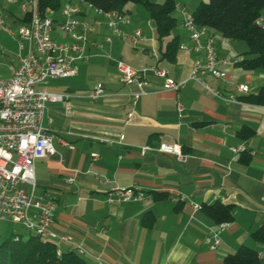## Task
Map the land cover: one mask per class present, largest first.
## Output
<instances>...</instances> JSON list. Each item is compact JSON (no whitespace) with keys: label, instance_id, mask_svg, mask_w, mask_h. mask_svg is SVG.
Listing matches in <instances>:
<instances>
[{"label":"crops","instance_id":"obj_1","mask_svg":"<svg viewBox=\"0 0 264 264\" xmlns=\"http://www.w3.org/2000/svg\"><path fill=\"white\" fill-rule=\"evenodd\" d=\"M175 1L178 25L160 39L143 5L146 12L136 17L128 4L131 24L111 30L95 8L71 0L80 10L78 18L100 19L103 24L88 33L91 57L78 63L76 75L50 78L36 86L72 95L70 113L62 102L46 106L42 124L53 135L54 152L35 163L37 191L49 193L58 203L53 230L73 238L72 244L56 240L59 250L80 246L90 264H96V256L110 264H227L226 256L241 246L256 249L264 264V242L252 236L264 224V105L248 99L264 85V70L223 65L228 86L206 77L212 86L235 96L230 102L188 80L196 54L180 45L173 59L164 52L172 38L179 44L189 41V32L181 26V9L186 1L202 0ZM14 3L0 0V10L17 29L27 21L25 12L13 11ZM51 15L63 19L61 9ZM259 23L264 27V8ZM136 30L145 38L133 46L130 36ZM214 33L220 57L234 61L248 50L244 41ZM52 35L61 42L70 40L60 30ZM27 51L28 45L19 47L15 59L7 61L10 74L11 66L19 65V54ZM118 59L138 69L159 65L173 79L187 81L175 92L149 72L146 85L126 84L115 63ZM236 83L248 85L249 93H239ZM98 85L105 94L93 100L88 93ZM178 101L183 104L181 112ZM244 128L250 129L249 136L247 131L240 133ZM161 142L180 144L185 160L161 152L142 154L143 146ZM241 144L248 151L234 154L230 148ZM114 186H138L151 198L111 202L107 194ZM181 196L185 199L179 200ZM217 201L232 204L234 218L220 230V245L212 249L205 237L219 227L202 207ZM147 214L154 216L152 225L143 222Z\"/></svg>","mask_w":264,"mask_h":264},{"label":"built area","instance_id":"obj_2","mask_svg":"<svg viewBox=\"0 0 264 264\" xmlns=\"http://www.w3.org/2000/svg\"><path fill=\"white\" fill-rule=\"evenodd\" d=\"M15 2L16 0H6ZM81 4L95 8L105 18L108 29L119 30L120 25H130L131 19L117 10L105 11L93 4L78 0ZM22 10L28 13V20L17 29L4 24L0 11V24L4 30L16 38L22 50L28 45L25 54H19V65L11 66V76L0 79V220H9L22 225L29 231L41 237L61 243H73L69 235H58L53 230L54 217L57 212V201L47 192L38 193L36 181L37 160L54 152L53 135L43 126L42 121L49 102H62L67 113L71 112L70 93H56L38 90L36 86L50 78H68L77 74L78 63L88 61V33L103 24L100 19L92 22L78 18L79 8L66 0L61 7L62 20H56L51 9L44 14L39 11V0H24ZM183 17L181 26L189 32V41L181 42L180 48L196 54L188 80L198 82L208 93L225 100L232 101L235 96L218 89L206 79L211 76L224 85L230 84L223 65L237 63L227 57H220L216 47V37L213 30L199 25L191 12L181 9ZM79 29L82 33H79ZM54 30H60L69 35L70 40L61 42L52 35ZM123 38L127 36L123 33ZM145 35L136 30L130 41L136 46ZM111 42L109 36L106 37ZM102 47V45H100ZM110 58V56H109ZM119 74L126 84H147L149 72L164 80V87L178 92L187 80L173 79L166 69L159 65L135 68L123 60H115ZM239 93H249L246 84L236 83ZM89 97L96 100L105 94L98 85L89 91ZM177 109L181 112L183 104L178 101ZM123 139V136H121ZM236 153L247 152L245 144L232 146ZM142 154L161 152L173 155L179 161L186 158L182 146L177 143L161 142L158 146L146 145L141 148ZM71 180V179H70ZM111 202L143 201L151 198L138 186H114L108 192ZM181 196L179 200H184ZM198 207V205L196 206ZM227 222L218 223L219 230H210L205 242L215 249L220 245V230ZM106 227L103 231L106 232ZM77 253L83 255L85 250L77 246ZM61 251L58 249V253ZM96 264H110L101 256L95 257Z\"/></svg>","mask_w":264,"mask_h":264},{"label":"trees","instance_id":"obj_3","mask_svg":"<svg viewBox=\"0 0 264 264\" xmlns=\"http://www.w3.org/2000/svg\"><path fill=\"white\" fill-rule=\"evenodd\" d=\"M95 7L105 11L117 10L127 14V5L135 2L143 5L155 22L160 39L170 36L177 27L175 16L177 3L175 0H164L161 3L154 0H85ZM61 0H39L41 14L49 8L59 10ZM264 0H202L193 10L192 15L199 25L207 26L218 31L223 36L244 41L248 50L241 54L237 63L246 69L261 68L264 70V27L259 23ZM24 20H28L25 13ZM177 38H172L164 52L165 57L173 59L178 49ZM248 99L257 104L264 105V85L257 94L250 95ZM250 129L240 131L243 135ZM245 134V135H246ZM204 212L216 223L231 222L234 218V206L217 201L203 205ZM143 222L152 225L154 216L147 214ZM253 238L264 242V224L252 232ZM55 241L45 239L40 235L31 233L24 237L22 233L12 234L8 239H0V264H90L76 251H61ZM227 264H261L259 252L249 246H241L234 253L226 256Z\"/></svg>","mask_w":264,"mask_h":264},{"label":"rangeland","instance_id":"obj_4","mask_svg":"<svg viewBox=\"0 0 264 264\" xmlns=\"http://www.w3.org/2000/svg\"><path fill=\"white\" fill-rule=\"evenodd\" d=\"M154 1L161 3L164 0H154ZM15 2L16 3L12 4L13 11L16 14H20V15L23 14L24 11L21 8L23 0H16ZM200 2L197 3L199 4ZM197 3L186 1L184 7L187 12H191L197 7L198 5ZM128 7H130L131 12L133 13V14L131 13V15H134L136 17L139 14L146 12L145 8L142 5L135 2H130ZM58 13L60 14V11H57V14ZM1 15L5 20V25L11 27L12 29H16L15 24L8 17H6L5 13L1 12ZM18 51H19V46L17 41L13 39L0 25V79H8L10 77L11 74L8 68L7 61H11L15 59V54H17ZM16 233H22V235L26 238L32 232L24 228L20 224L14 223L9 220H0V239L3 240L8 239L12 236V234H16Z\"/></svg>","mask_w":264,"mask_h":264}]
</instances>
